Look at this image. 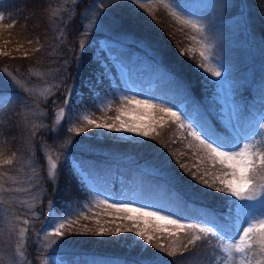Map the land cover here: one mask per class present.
<instances>
[{"label":"trees","instance_id":"1","mask_svg":"<svg viewBox=\"0 0 264 264\" xmlns=\"http://www.w3.org/2000/svg\"><path fill=\"white\" fill-rule=\"evenodd\" d=\"M180 3L209 30L214 56L226 67L235 92L245 104V109L239 110L237 126L242 133H248L254 128L251 117L264 108V0ZM94 4H99V0H0V13L5 14V20L0 21V97L11 101V106L0 109V160L13 159V165L0 163V184L5 188L0 192V264H12L13 259L16 264H41L50 252L66 264H219L224 254L213 251L214 238L206 246L197 242L185 251L183 245L190 234H164L161 242H169V248L175 247L177 253L171 257L132 234L116 235L117 225L123 228L129 223H112L115 214L104 206L84 210L87 220L74 217L79 223L72 229L66 227V232L72 234L63 239L44 236L38 219H29L26 225L5 212L17 208L12 190L27 188L36 168L45 191L40 207L52 204L56 209L70 210L88 199L84 182L71 165L72 155L101 187L111 184L126 199L150 202L165 212L193 220L220 216L222 222H231L222 215L225 201L231 198L199 183L180 166L191 167L195 158L187 141L177 139L180 133L175 126L158 129L157 140H131L98 134L83 122L72 127L64 120L59 129L53 122L66 85L71 83L78 85L81 100L93 112V119L100 120L119 106L114 103L111 110L96 111L93 97L95 89L105 91L109 86V78L97 82L101 73L95 56L98 40L106 36L108 49L121 54L132 78L143 87L154 84L145 92L183 101L193 115L206 118L214 131L235 136L221 124L214 84L198 67L199 44L189 38L187 26L181 30L180 23L160 0H147L143 7L140 0H104L96 20L109 34L100 36L102 33L89 30L87 36L78 35L83 12ZM116 34L133 40L120 42L113 37ZM81 40L85 42L83 51L78 47ZM189 48L195 53L188 52ZM135 58L145 68L135 70ZM11 76L20 84H15ZM45 86L52 91H42ZM78 127H84L85 132L76 135L75 131H67ZM46 153L58 165L55 184L47 175ZM97 219L99 225L95 223ZM85 227L92 231L84 232ZM99 227L111 229L112 234H94ZM21 228L28 229L22 247ZM18 247L25 251L24 258L16 253ZM181 253L188 259L182 260Z\"/></svg>","mask_w":264,"mask_h":264},{"label":"snow or ice","instance_id":"2","mask_svg":"<svg viewBox=\"0 0 264 264\" xmlns=\"http://www.w3.org/2000/svg\"><path fill=\"white\" fill-rule=\"evenodd\" d=\"M77 2H81V0H77ZM146 2L147 0H140L141 7ZM160 2L180 23L181 30L187 26L191 33L189 38L199 44L198 67L220 80L225 75V70L214 62L213 46L207 27L199 20L193 19L192 13L181 7L180 0H160ZM103 4L104 0H99V4H94L92 9H89L91 17L88 19L90 22L87 27H81V32L78 35L87 36L89 34V30L94 26L91 19L97 12L103 10ZM4 20L5 14L0 13V21ZM84 46L85 42L81 40L78 44L81 51ZM188 52L195 53V49L189 48ZM104 61L111 62L114 67L117 64L124 68L127 67L124 65L121 54L101 45L100 59L97 60L101 73L98 83H103V80L108 78V69L104 67ZM10 78L15 84H20L15 76ZM47 91L51 92L52 89H47ZM72 102L73 93L69 90L64 96V104L68 106ZM114 103L119 106L115 108V114L106 119L98 122L96 119L90 118L92 113H85L77 116V120L93 129H104L113 133L129 134L133 137L152 140H157L160 136L158 129L175 126L180 133L177 139L187 141V148L192 150L195 158L191 167L188 164L180 166L190 172L193 179H197L199 183L231 198L225 201L226 211L222 214L225 220L230 219V223L222 222L220 216L211 218L204 216L193 220L176 216L173 212H164L163 209L150 210L147 205L134 206L131 202H109L107 197L97 199V207L104 206L106 210H111L115 214L112 223L117 220L132 222L130 227L122 228L117 225L115 233L120 234L122 231L134 233L146 245L154 246L159 252L175 257L177 255L175 247L170 249L161 240L164 234L174 237L179 232H186L190 235L183 245L185 251L190 247L194 248L197 242H200L201 246H206L213 242L210 241V238H214L215 248L213 251L224 254L227 264H234L236 254H238L239 264H253L254 260L255 264H264V120L259 122L258 131L255 132L243 135L237 133L235 136L227 131L221 134L214 131L208 120L202 115H193L183 106L173 104L166 97L140 98L139 94L134 93L119 96L114 94L112 101L98 106L96 111L111 110ZM5 106H11V101L0 97V109ZM68 111L71 113V108ZM62 119H69L66 117L63 107L58 113H54L53 122L58 126V129L62 126ZM67 131H75L76 135H80L85 132V128H68ZM181 155H187V153H181ZM45 159L49 166L48 178L55 184L58 180L57 162L47 153ZM58 159L59 157H57ZM0 163L13 165V159H2ZM192 169H195V172ZM33 170H35L34 165ZM13 183H17V181H13ZM20 190V188H16V191ZM23 190L30 191V189ZM3 191H5L4 185L0 184V192ZM52 207L49 204L50 219L48 226L43 229V235L61 239L72 234V232H66V227L72 229L75 224L79 223L74 217L83 216L87 220L88 216L84 214V209L91 211L90 206L85 204L80 206L79 210L73 208L62 217L56 218L51 215ZM174 216L175 218H173ZM23 223L28 224V220H24ZM95 223L99 225L100 220L97 219ZM27 231L26 228L20 229L21 247ZM83 231L91 232L92 230L85 227ZM233 231L236 235H229ZM94 234L103 236L112 234V230L99 227ZM154 241H156L155 244ZM16 253L20 258H24L26 255L20 247L16 249ZM181 257L182 260L188 259L183 256V253H181ZM12 264H16L15 259ZM44 264H47V261ZM172 264H176V261H173ZM219 264H225V261L222 260Z\"/></svg>","mask_w":264,"mask_h":264},{"label":"rangeland","instance_id":"3","mask_svg":"<svg viewBox=\"0 0 264 264\" xmlns=\"http://www.w3.org/2000/svg\"><path fill=\"white\" fill-rule=\"evenodd\" d=\"M89 9L87 8L86 11L83 12V16L80 20V23L82 27H87V24L90 22L89 17H91V12H89ZM93 11H95L93 9ZM91 22L93 23V28L90 29L91 31L102 33L100 36H105L108 35L109 32H107L106 28H104L99 21L96 20V15L94 18L91 19ZM113 37L120 41V42H125V43H130L133 40L130 36L124 35V34H116L113 35ZM108 39L107 37H102L98 40V45L95 47V56L97 59H100V47L101 45L105 46L108 48ZM141 50L145 49L144 47H138ZM140 58V57H139ZM135 58V63L136 66L134 69H143L145 66L142 65L141 61H138ZM146 58H148L146 56ZM214 62L216 63L217 66L221 67L223 70H225V75L220 79L217 80V78L212 77L210 73L204 72L200 67L199 69L203 73V75L209 80L212 81L214 84V97L219 105L218 108V118L221 122V124L229 130L231 133L236 135L237 133H240L243 135L240 131V129L237 126V121H238V114L240 109H245V104L244 101L241 97V95H237L233 88V84L231 79L227 75V70L226 67L220 63L214 56ZM104 67L108 69L107 76L109 78V86L105 91L95 89L94 92V99H95V105L102 106L103 103H108L113 100L114 94L115 96H119L121 94H139L140 98H149L153 97L151 94L145 92L146 89H153L154 84H149L146 87H143L141 82L138 79H134L131 76V73L127 68L121 67L120 65H116V67L113 66V64L109 61H104ZM101 77L98 74L97 75V81L100 80ZM223 81V82H221ZM111 85V87H110ZM50 86H45L43 87L42 91H47V89H50ZM67 90L64 91L63 95L65 96L67 92L70 90L73 93V102L65 106L64 100L61 102V106L58 109H54V113H58L60 111V108H65V115L68 117V123L67 124H72L70 126L73 127L74 124H79L80 121L77 120V116L83 115L85 113H92L90 118H93V112L90 110V108L84 104L81 100L80 91L78 89V85L76 83H71L66 85ZM65 88V89H66ZM45 99V97H43ZM175 105H180L185 108V104L183 101H177V100H169ZM71 108V113H69L68 109ZM257 108V107H256ZM256 108L254 107L253 110L256 111ZM186 109V108H185ZM107 110V109H106ZM179 110V109H176ZM108 111V110H107ZM115 114V111L112 114L107 115L106 117L101 118L100 120L106 119L108 116H112ZM70 120V123H69ZM100 120H97L98 122ZM254 123V128L250 130L249 132H255L258 131V124L261 120H264V108L261 109L260 111H256L255 115H253L250 119ZM54 121V119H53ZM64 120L62 119L61 122ZM111 122V121H109ZM94 132H97L98 134L101 135H109L112 137H117L121 139H142L140 137H133L129 134H121V133H113L104 129H93ZM246 134V133H245ZM50 155V154H48ZM53 159V158H52ZM69 159L71 160V165L73 167L74 172L78 173L84 182V187L88 192V199L80 201L78 204L73 205L70 210L73 208H76L79 210L80 206L88 204L91 207L96 206L97 199H104L108 198L109 202L115 201V202H131L134 206H143L147 205L150 207V210H157L160 209L156 206H153L150 202H137L135 200H129L124 198L121 195H118L116 193L113 187V185L105 183L104 187H101L97 182H95L92 178H90L87 174V172L81 170V167L79 166L78 162L75 161L72 158V155L69 156ZM45 164L47 167V173H48V165ZM54 160V159H53ZM55 161V160H54ZM115 176V175H114ZM116 177V176H115ZM118 180H120V177H116ZM32 180L30 184L28 185L27 188L22 187L20 191L12 190V196H13V203L17 208L15 209H7L5 212H10V215H14L17 220L21 221L23 223L24 220L29 219H38L37 223H39L40 227V232H43V229L48 226V220L50 219V209L49 205H46L44 207H40L39 204L42 202V197L43 194L45 193L44 189L41 188L40 184V174L36 168L35 173L33 176L30 178ZM30 189V191H24L23 189ZM52 205V204H51ZM53 206V205H52ZM87 210V209H84ZM69 209H56L55 207H52L51 210V215L55 216L56 218H60L63 215H65ZM165 212V211H164ZM111 217L113 215H110ZM175 218V216L173 217ZM128 225L125 224V226H132V222L128 221ZM27 225V224H26ZM37 226V225H36ZM115 233V231H114ZM116 234V233H115ZM122 234H132L133 236L134 233H129V232H121L120 235ZM118 235V234H116ZM229 235L235 236L236 233L232 232L229 233ZM136 239L137 238L135 236ZM166 246L170 247L171 244L169 242L166 243ZM225 264H227L226 257L224 255ZM47 261V264H66L65 261H63L57 254L54 253H48L41 264H44V262ZM234 264H239L238 260V254L234 257Z\"/></svg>","mask_w":264,"mask_h":264}]
</instances>
